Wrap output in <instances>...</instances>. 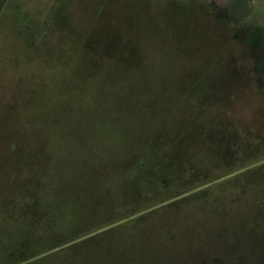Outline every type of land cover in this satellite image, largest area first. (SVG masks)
<instances>
[{
	"label": "rangeland",
	"instance_id": "rangeland-1",
	"mask_svg": "<svg viewBox=\"0 0 264 264\" xmlns=\"http://www.w3.org/2000/svg\"><path fill=\"white\" fill-rule=\"evenodd\" d=\"M262 70L264 0H0V264H13L45 244L88 229L109 210L74 196L81 207L77 225L61 235L50 217L41 218L47 210L40 201L13 210L14 184L26 187L32 178L42 181L44 191L51 189L54 162L41 163L46 150L65 154L68 163L79 152L83 163L77 160L70 174L86 180L81 193H103L102 187L124 176L128 185L135 184L133 165L103 155L101 139L92 135L101 119L96 115L103 112L86 107L89 97L82 85L94 98L107 97L115 115L136 119L125 145L121 139V151L169 149L176 162L169 177L179 174L181 185H191L184 191L209 190L191 202L155 211L141 220L144 226L172 219L175 239L182 240L190 230L187 219H180L193 214L192 221L209 223L204 237L217 242L227 262L264 264V90L257 86L264 85V77L255 75ZM124 84L136 88L129 93ZM94 108L99 110L96 103ZM104 129L108 138L113 132ZM152 131L158 132L157 142L142 143ZM105 175L110 177L100 181L107 179V184L89 187L93 178ZM62 183L61 191L69 192ZM149 196L154 201L146 203L144 212L133 209L126 218L163 208L157 205L161 197ZM212 206L216 216L210 214ZM29 220L35 229L45 228L38 240L25 226ZM120 231L128 237L136 229ZM106 250H91L73 264H136L119 262ZM57 253L18 264L71 259ZM150 254L154 261L161 258ZM169 256L189 257L183 251Z\"/></svg>",
	"mask_w": 264,
	"mask_h": 264
},
{
	"label": "trees",
	"instance_id": "trees-1",
	"mask_svg": "<svg viewBox=\"0 0 264 264\" xmlns=\"http://www.w3.org/2000/svg\"><path fill=\"white\" fill-rule=\"evenodd\" d=\"M258 72H256L255 75H258L256 78L259 77L260 80L261 77H264V70H262L261 73ZM129 85L136 84H124L126 90L130 93V91H134L136 86ZM262 85L259 83L257 86L260 89L263 88L264 90V85ZM82 87L83 91H85L89 97V99L86 100V107H90V110L94 112H103V115H96V118L101 117V119H98V127L92 132V135L95 134L99 139H101L100 145H102L101 150L103 155L110 153L109 157L112 159L120 157L117 161L118 163L119 161L123 163L129 162L130 166L133 165L130 176L136 174L137 177L139 175H142V177H139V179L135 177V184L132 183L129 185L127 184L126 180L127 176H124L122 180L121 178H118L116 182L113 183L114 185L106 189L102 187L103 193L94 196H92L91 192H86L87 189L81 193V188L83 185H86V180L83 179V177H71L70 174L75 162L77 160L81 161V155L79 152L75 153L74 157L77 156L76 159H73L70 163H68L67 161H63L65 154L51 155L50 152L46 150L41 163L43 165H48L51 160L54 162L52 165L54 168L52 179L49 178L48 180V186H50L51 189L49 191H44V189H42L43 186L41 185L42 181L32 180V178L27 181L26 187L23 186L22 183H18L22 185V187L17 188L20 185L14 184L13 194L11 195L10 199V205L13 206V210H23L25 207L31 208L35 206L38 201H40V203L44 205L45 210H47V213L41 218L47 219L50 217L52 219L51 221L57 223L59 228L54 230L58 235L69 231L71 233L72 231L70 228L77 225L76 223H73L75 222L76 215H79L78 209L81 208L76 203L78 196H83L82 199L86 200V203H91L93 206L100 205V210H102V208H108L109 210L107 213L103 214V217H101L100 220H97V218L92 220L94 225L90 228L83 231L77 230L71 237L67 239L61 238V240H57L54 243L45 244L43 248L33 252L27 257L14 260L13 264H18L20 262L29 263L32 260H38V258L41 256L51 257L53 256L51 253L55 252L56 250H59V253L54 255L64 254L63 258H71L67 259L65 264H73L78 258L80 260L84 256H90L91 250H99L102 247L107 248L105 252L106 254L113 255V257L119 262H121L120 259H123L124 261L129 260L131 263L135 262L136 264H155L157 260L158 264H230L220 255L217 242L206 241V237H204V235L210 230L209 223H198L196 221H192L191 218H195L192 217L194 216L193 214L184 215L185 217L180 219V221L187 219L186 226L190 230V234L186 235L182 240L175 239L177 227L175 226V228H170V224H172L174 221H172V219L160 221L156 225L155 223H152L150 226H144L141 223V220L145 219L148 215L153 214L155 211L167 209L168 207L171 208L172 206L179 203L184 204L186 201H190L188 199L194 196L206 195L209 190L206 191V189L204 191L195 193H192L191 189L184 191L183 189L189 188L191 185H181L180 183L182 182V179H179V174L178 176L175 174L177 177H169V175L173 173V169L176 164V162L172 159L173 155L169 157V149H166L164 152V148L161 149L159 147L157 150L155 149L154 153L149 148L144 150L142 147L137 146L129 147V149L127 148L125 150H123L122 147L121 151V139L122 145H125L123 139L128 138L129 134L130 136L132 135L130 123L135 122L134 124H136V119L129 114L121 116L115 115V112H111L108 107L107 97L105 100L94 98L95 94H89L91 92L89 87H85L83 85ZM82 87L80 88V92ZM111 100L114 101L113 97H111ZM95 103L99 110L94 108ZM79 109L80 103L76 110ZM103 129L111 130L113 133L109 135L108 138H106L103 135L106 133L102 131ZM145 135L148 138H146L142 143H146L147 145H154L158 140V132L153 133L152 131L150 133H146ZM112 142L116 143L117 148L111 145ZM113 148H116L115 151L112 150ZM165 153L167 156H165ZM66 154H69V151ZM80 163L83 162L81 161ZM56 174L58 175L57 177ZM59 175H61V177ZM110 176L105 175L101 176L100 178L96 176L97 179L93 178L92 182H88L89 187L91 186L93 189H96L98 184H107V179H103L102 181H100V179ZM148 176L150 177L151 181H145L144 177L148 178ZM60 180L63 181L62 186L66 185L67 188L70 189L69 192L61 191V186L58 185ZM167 191H173V193L168 194ZM22 192H24V194ZM187 192H189V194H185ZM149 193H155L162 198L157 205H162L163 208H158V210H154L149 213H142L139 216L136 215V217L133 219H127L126 216L131 211L137 209L144 212L146 203H153L154 200L149 196ZM143 199H146L147 201L145 202ZM1 201L2 199H0V204ZM157 205L151 208H156ZM223 205H225L226 208V204L223 203ZM210 209V214L212 216H216L217 208L212 206ZM181 215L182 214H180V216ZM77 219L78 218H76V220ZM124 220L125 222L121 223ZM31 221L33 220H29L28 223L25 221V226H29L31 228L38 240L40 233L43 232L45 228L41 230L35 229L36 225L31 224ZM119 223H121L120 226L118 225ZM114 224H116L115 226L117 227H115ZM124 226L135 227L136 232L130 234L128 237L126 235L123 236L122 231L120 230ZM215 226L216 224L213 227ZM106 227L111 228L107 229ZM234 234L232 232V235H229V237H233L234 239ZM142 237H145L144 241L142 243H138L137 240L140 238L142 239ZM201 239H203L202 242ZM151 250L159 254L158 256L156 254L155 257L161 258L156 259L155 261L149 259L147 256L151 255L150 253H153ZM172 251H183L185 254H188L189 257L185 258L187 260H170L169 255L172 253Z\"/></svg>",
	"mask_w": 264,
	"mask_h": 264
}]
</instances>
